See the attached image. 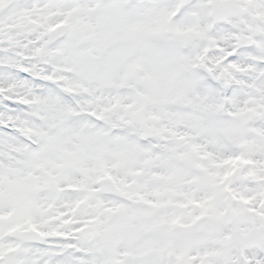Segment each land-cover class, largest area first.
Instances as JSON below:
<instances>
[{
	"label": "snow or ice",
	"instance_id": "obj_1",
	"mask_svg": "<svg viewBox=\"0 0 264 264\" xmlns=\"http://www.w3.org/2000/svg\"><path fill=\"white\" fill-rule=\"evenodd\" d=\"M0 264H264V0H0Z\"/></svg>",
	"mask_w": 264,
	"mask_h": 264
}]
</instances>
